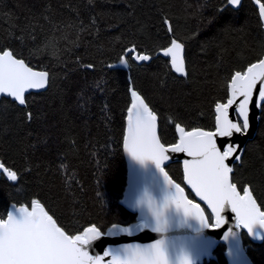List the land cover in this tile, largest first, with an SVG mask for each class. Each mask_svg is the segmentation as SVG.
<instances>
[{"label":"trees","instance_id":"trees-1","mask_svg":"<svg viewBox=\"0 0 264 264\" xmlns=\"http://www.w3.org/2000/svg\"><path fill=\"white\" fill-rule=\"evenodd\" d=\"M172 39L184 45L186 75L156 55ZM134 46L151 59L136 63L126 54ZM3 50L49 73V83L24 106L0 97V162L18 177H0V218L10 204L37 199L72 236L136 219L121 203L130 84L156 113L162 143L176 142L177 123L213 130L231 76L262 57L264 29L253 0L238 8L228 0H0ZM165 169L184 186L179 162ZM231 179L264 210V111ZM242 237L252 262L264 264V239ZM224 250L218 244L202 264H227Z\"/></svg>","mask_w":264,"mask_h":264},{"label":"snow or ice","instance_id":"snow-or-ice-1","mask_svg":"<svg viewBox=\"0 0 264 264\" xmlns=\"http://www.w3.org/2000/svg\"><path fill=\"white\" fill-rule=\"evenodd\" d=\"M240 2L228 0L231 6H238ZM260 16L264 17V4L260 6ZM163 22L168 24L167 20ZM168 30L172 32L171 26ZM162 51L165 57H171V68L176 73L187 74L182 43L172 39L170 46ZM135 52V46L126 50L129 56ZM150 59L143 53L134 56V60L140 62ZM120 63L127 66L128 61L121 57ZM48 83L49 73L34 71L9 50L0 51V94L24 105L27 90L45 89ZM228 90L227 102L215 105L214 131L202 128L186 131L177 123L179 140L167 147L156 134V113L136 91L131 92L124 150L141 170H146L150 163L162 176L160 194L157 196L143 188L133 198L131 207L139 211L136 230L159 233L160 239L148 244H126L115 250L109 245L102 256L90 255L93 242L117 231L132 235L131 227L113 224L107 231H102L92 225L70 236L41 202L33 199L31 210L24 205L12 206L7 211V218H0V264H194L205 252L194 250L188 243L177 246L176 240L167 234L177 227L194 230L198 235L205 229H219L228 223L225 212L229 207L235 214L237 228L242 226L250 234L256 227L264 229V211L258 207L249 187H244L241 195L230 178L233 173L230 161L241 160L240 146L231 143V138L235 134L248 133L251 106L264 111V59L251 64L245 72L236 71L231 76ZM230 109H234L235 118H230ZM167 153H186L192 158L184 160V180L210 212L206 213L200 204L188 199L184 188L165 171L166 165H162L170 158ZM0 170V175H6L9 181H17V173L4 163H0ZM230 234L231 227L225 232L224 239ZM109 256L111 260L105 262L104 258Z\"/></svg>","mask_w":264,"mask_h":264},{"label":"water","instance_id":"water-1","mask_svg":"<svg viewBox=\"0 0 264 264\" xmlns=\"http://www.w3.org/2000/svg\"><path fill=\"white\" fill-rule=\"evenodd\" d=\"M253 3L257 7L258 12H259V16H260V6L262 3L259 0H253ZM240 4H241V2H240ZM240 4L238 6H232V7L238 8L240 6ZM260 19H261L263 29H264V17L260 16ZM162 50L158 51L156 55H160L164 58H167L169 60V63H170L171 57L170 56L165 57L163 55ZM136 53L137 52L132 54L133 60H134V56L136 55ZM17 59H19V58H17ZM184 59H185V56H184ZM260 59H264V52H263V55ZM135 62L136 63H142L140 61H135ZM257 62L258 61H255L253 63H257ZM119 66L123 69L128 68V65L125 66V65L120 64ZM170 66H171V63H170ZM249 66L246 67L244 72L247 71ZM28 67H30V66H28ZM32 69L34 71H38V72L44 71V70H38V69H34V68H32ZM172 70L174 71V69H172ZM44 72H46V71H44ZM179 75H181V74H179ZM230 81H231V79H230ZM230 81H229V83H230ZM47 86L48 85H46V88H47ZM46 88L45 89L27 90L25 93V96L29 93H32V92L45 91ZM133 90L134 89H133L132 85L130 84V88H129L130 97H131L130 106L132 105L131 92ZM2 96L3 97H10V96H7L6 94H0V97H2ZM10 98L12 100H14V98H12V97H10ZM141 98H143V97L141 96ZM228 98H229V90H228ZM15 102L19 106H24V105H20L17 101H15ZM226 102H227V100L224 103H226ZM260 111L261 110L256 109L255 106H251L250 113H249L250 129H249L248 133L246 135L235 134L231 138V143L240 146L238 154L241 157H242L244 148L246 146V143L249 140L253 139V137L256 134L258 123H259V118H260ZM214 112H215V108H214ZM215 115H216V112H215ZM229 115H230V118H235L236 114H235L234 109L229 110ZM127 117H128V111H127V115L125 118L124 135H125V133L127 131V127H128ZM214 130H215V127L213 130H205V131H214ZM186 131H191V130H186ZM156 134H157V137L160 139L158 117H157V121H156ZM179 136H180V134L177 132L176 142H178ZM123 138H124V136H123ZM220 139H224V138H220ZM160 141H161V139H160ZM161 143H162V141H161ZM172 144H174V143H172ZM218 144H219V141H218ZM164 145L167 147L171 144H168V145L164 144ZM122 147H123V155H124V159H125V163H126V184H125L123 195L121 198V203L127 210L136 214V219L133 222H130L126 225H123V224H117V225L130 226L132 229V235L120 233L117 231L111 236L102 237L101 240L93 242V246L89 250L90 255L102 256L105 248L108 247L109 245H111L112 249L115 250L122 245H126V244H148V243H153L156 239L161 238V234L153 233L150 230H146V231H137L136 230L139 211L134 210L131 207V203H132L133 198L137 194V192L141 191L143 188H147L150 193L158 196L160 194L159 188H160V184L162 181V176H161V174L158 173V171L154 170V165H151L150 163L147 165L146 170H141V168L138 165H136L135 162L131 161L128 154L124 150V139H123ZM167 154L169 155L170 158L168 161L163 162L162 166L167 165L169 163H173V162H179L181 164V168H182V172H183V182H184V186L181 185V187L184 188L185 195L188 197V199H191L195 203L200 204V206L202 208H204L205 211L210 212V209L207 208V205L203 201H201L199 197H197L195 195V192L191 189L190 186L187 185L186 181L184 180V171H183L184 160L185 159L191 160L192 158L189 157L186 153H167ZM238 162L239 161H230V166L233 168L234 164L238 163ZM165 171H166V169H165ZM0 172H2V170H0ZM0 177H1V175H0ZM230 178H231V174H230ZM173 181L175 183H177L175 180H173ZM231 182H232V179H231ZM186 189L192 193L193 199L188 196ZM237 190L241 195H243V192H241L238 188H237ZM253 198L255 199L254 196H253ZM257 204H258V202H257ZM12 206H15L16 208H18L21 205H16V204L12 203L9 205L7 211L10 210L12 208ZM25 207H28V206H25ZM258 207H260L259 204H258ZM28 208H29V210H31V205ZM260 210L264 211L261 209V207H260ZM6 218H7V213L3 219H6ZM225 218L228 221V223L225 224L224 226H222L221 228H219V229H205L199 235L194 230H190L187 228H179V227L174 228L167 235L176 240L177 246H179L181 243H188L194 250H197V251L203 250L205 252L204 255H202L201 257H199V259H196L194 261V264H202L204 260H208V259L212 258L214 249L220 243L223 244L225 247L224 256L226 258L227 264H254L252 262V260L250 259L247 251H246V247L244 244L242 233H245L246 236L249 238V240H251L252 242H258V241H261L264 239V229H260V228L256 227V228H254L253 232L250 234L249 231L246 228H243L242 226L237 228L235 226V214L231 212L230 207L225 212ZM112 225L108 226L105 229V231H107L109 228H111ZM88 227H90V226H88ZM229 227L232 228V234H230L227 239H224V234H225V232L228 231ZM77 234H79V233H76L74 235H77ZM104 259H105V262H107L108 260H111V256L105 257Z\"/></svg>","mask_w":264,"mask_h":264}]
</instances>
